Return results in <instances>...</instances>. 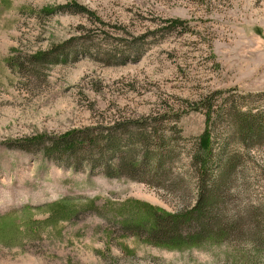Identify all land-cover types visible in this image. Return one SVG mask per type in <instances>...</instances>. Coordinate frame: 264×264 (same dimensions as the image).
<instances>
[{
	"label": "rangeland",
	"instance_id": "374dc122",
	"mask_svg": "<svg viewBox=\"0 0 264 264\" xmlns=\"http://www.w3.org/2000/svg\"><path fill=\"white\" fill-rule=\"evenodd\" d=\"M68 2L88 12H45ZM59 44L63 62L29 58ZM206 95L264 125V0H0V264H264V137L229 134L226 112L210 134L219 163L233 157L218 197L234 229L167 246L127 226L195 203ZM72 130L112 134L119 151L142 134L134 177L19 147Z\"/></svg>",
	"mask_w": 264,
	"mask_h": 264
},
{
	"label": "trees",
	"instance_id": "16d2710c",
	"mask_svg": "<svg viewBox=\"0 0 264 264\" xmlns=\"http://www.w3.org/2000/svg\"><path fill=\"white\" fill-rule=\"evenodd\" d=\"M74 11V12H88V10L81 4L65 3L51 8L46 13H55L57 11ZM64 46V47H63ZM63 49V50H62ZM65 45H56L48 50L30 55L29 58L35 61L46 63H59L65 61L63 56H58L65 51ZM213 95H206L195 102L196 110L204 114V130L199 135L194 144V152L190 154V159L197 167L198 172V195L195 203L178 212H168L161 207L152 206L147 208L149 212L147 217L142 218L137 222H130L127 226L131 227L135 233H145L147 240L159 245L177 246L182 244H196L204 240L216 239L219 234L216 229L220 231H231L234 229L228 220H221L220 209L223 202V196L218 197L220 187L228 183L230 178V170L233 167L232 158H223L221 155H215L213 150V138H211L210 131L213 130L218 117L226 112L228 116L229 134L238 135L245 142L248 139L258 140L264 137V125L255 127L254 124L259 121L260 112H252L250 109L235 107L233 104L223 108L222 104L215 102ZM223 102V101H221ZM232 116V117H231ZM230 117V118H229ZM131 122L127 120L126 123ZM118 128V122H114L113 126L108 129ZM84 131H67L57 136H50L45 139L46 134H38L36 136L25 137L24 141L19 145L22 149H30V145L46 144L44 152L50 158L60 159V155H68L74 157L78 153H84L83 159L90 161L91 166L94 163L99 164L103 173L109 176L121 175L122 171H126V175L134 177V170L140 165L136 157V150L139 147L145 146L147 138H143L142 134H131L125 139L124 151H119L120 138L108 134V138L103 136L90 137L83 135ZM137 137L141 138H135ZM255 137L252 138L251 136ZM245 142V143H246ZM250 143V142H249ZM248 145V144H247ZM226 142L223 141L221 147H225ZM91 147L97 149L96 154L92 152ZM224 149V148H223ZM56 155V156H55ZM112 156L115 159L112 169L109 168L108 158ZM79 157V156H78ZM146 157V156H145ZM82 159V158H80ZM141 161V160H140ZM210 169L215 172L210 174ZM2 219V218H0ZM126 226V225H125ZM6 223L0 220V237L5 235ZM215 228V229H214ZM214 229V230H213ZM142 230V231H139ZM16 232V229L14 230Z\"/></svg>",
	"mask_w": 264,
	"mask_h": 264
}]
</instances>
